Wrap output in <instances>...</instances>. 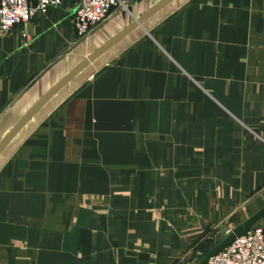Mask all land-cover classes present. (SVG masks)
I'll return each instance as SVG.
<instances>
[{"label": "crops", "instance_id": "crops-1", "mask_svg": "<svg viewBox=\"0 0 264 264\" xmlns=\"http://www.w3.org/2000/svg\"><path fill=\"white\" fill-rule=\"evenodd\" d=\"M124 1L84 36L78 0L0 34V142L161 0ZM263 205L264 0H169L0 148V264H197Z\"/></svg>", "mask_w": 264, "mask_h": 264}, {"label": "built area", "instance_id": "built-area-1", "mask_svg": "<svg viewBox=\"0 0 264 264\" xmlns=\"http://www.w3.org/2000/svg\"><path fill=\"white\" fill-rule=\"evenodd\" d=\"M33 1L30 3V0H0V34L62 2ZM113 6L127 5L124 0H78L74 16L75 33L78 36L87 34L108 16ZM21 34L27 36L24 30ZM230 230L227 229V233ZM205 264H264V225L253 224L246 234L236 235L229 244L209 256Z\"/></svg>", "mask_w": 264, "mask_h": 264}, {"label": "water", "instance_id": "water-1", "mask_svg": "<svg viewBox=\"0 0 264 264\" xmlns=\"http://www.w3.org/2000/svg\"><path fill=\"white\" fill-rule=\"evenodd\" d=\"M169 0H161L158 4H156L151 10L143 14L141 17L136 18L134 22L123 29L121 32L116 34L110 40L105 42L99 48H97L94 52L89 54L84 60H82L79 64H77L72 70H70L63 78H61L42 98L25 114V116L14 126V128L3 138L0 142V148L4 145V143L11 137V135L17 130V128L50 96L52 95L59 87H61L68 79H70L75 73H77L82 67H84L89 61L94 59L97 55L103 52L107 47L113 44L118 38H120L126 31H128L133 25L139 23L143 20L151 11L159 7L164 2ZM76 10V8H75ZM264 217V205L255 211L252 215L238 223L234 226L226 235L221 238L222 233L217 232L214 237V244L205 252L202 256V259L197 264H205L213 253L222 249L224 246L229 244L236 235L246 234L248 229L260 218Z\"/></svg>", "mask_w": 264, "mask_h": 264}, {"label": "rangeland", "instance_id": "rangeland-1", "mask_svg": "<svg viewBox=\"0 0 264 264\" xmlns=\"http://www.w3.org/2000/svg\"><path fill=\"white\" fill-rule=\"evenodd\" d=\"M227 229H229V228H227ZM227 229H224L223 230V232H222V235H221V238L224 236V235H226L227 234ZM213 235L211 234V237L209 238V243H208V245L206 246V247H210V245L213 243ZM207 250H205V248H204V250H203V252L202 253H200V256H203L204 254H205V252H206ZM202 259V258H201Z\"/></svg>", "mask_w": 264, "mask_h": 264}]
</instances>
